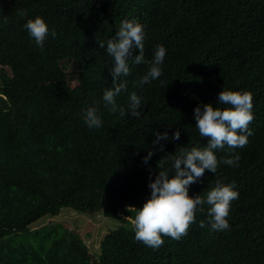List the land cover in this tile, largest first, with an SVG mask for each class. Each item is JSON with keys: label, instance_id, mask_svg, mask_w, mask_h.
I'll list each match as a JSON object with an SVG mask.
<instances>
[{"label": "trees", "instance_id": "obj_1", "mask_svg": "<svg viewBox=\"0 0 264 264\" xmlns=\"http://www.w3.org/2000/svg\"><path fill=\"white\" fill-rule=\"evenodd\" d=\"M35 15L55 30L42 48L22 27ZM133 17L144 25L145 59L165 47L162 71L137 87L147 65L129 62L116 97L124 111L109 112L101 95L111 85V57L99 41ZM223 87L250 91L251 134L242 147L214 149L216 172L205 169L188 194L203 195L218 178L232 182L229 228L209 230L201 211L179 239L146 246L133 239V207L182 146L207 142L193 108L216 106ZM133 91L143 97L138 117L127 111ZM93 102L99 128L80 116ZM154 130L169 139L153 144ZM148 149L155 151L145 164ZM233 152L236 166L220 162ZM62 208L126 226L102 237L97 256L60 223L29 228ZM0 264H264V0H0Z\"/></svg>", "mask_w": 264, "mask_h": 264}, {"label": "clouds", "instance_id": "obj_2", "mask_svg": "<svg viewBox=\"0 0 264 264\" xmlns=\"http://www.w3.org/2000/svg\"><path fill=\"white\" fill-rule=\"evenodd\" d=\"M19 14L24 15L23 10H20ZM2 20L7 23L6 16ZM22 27L41 48L49 35L55 36V30L49 29L46 21L39 15L28 18ZM144 37V25L133 17L121 20L114 35L106 41H99L100 46L105 48L111 57V67L108 69L112 77L111 85L105 87L101 95V100L109 112H116L119 108L116 97L126 87L127 81L122 77L129 75V62L147 65L137 81V87L157 79L161 74L165 47L157 44L152 51L151 59H145ZM142 100V95H137L134 91L129 94L127 105L129 116L138 117L141 114ZM251 108L250 91L224 87L217 93L216 106H213L212 102L198 103L194 106L192 115L195 128L199 136L207 137V142L201 146H182L180 153L172 158L171 169L159 167L155 177L148 181L149 198L141 207H133L134 216L131 219L133 239L152 248H157L163 242V236L179 239L193 222L194 213L201 211L206 212L209 230L229 228L227 217L230 205L238 197V191L233 183L218 178L203 195H189L188 186L196 181L205 169L216 172L218 160L214 149L227 146L229 150H234L247 143V137L251 134L248 125L253 118ZM119 110L121 113L124 111L123 108ZM80 116L88 128H99L102 124L95 102L83 107ZM179 135V129H176L171 133V139L176 140ZM161 139L168 140V132L154 130L152 143L158 144ZM159 148L163 151L164 145L159 144ZM154 151L155 149H148L147 154L142 157L143 163L147 164ZM239 159V153L233 152L231 156L222 157L220 162L236 166ZM149 175L151 176V172ZM199 223L201 227L205 226L204 220Z\"/></svg>", "mask_w": 264, "mask_h": 264}, {"label": "rangeland", "instance_id": "obj_3", "mask_svg": "<svg viewBox=\"0 0 264 264\" xmlns=\"http://www.w3.org/2000/svg\"><path fill=\"white\" fill-rule=\"evenodd\" d=\"M60 223V226L75 232L88 248L89 252L97 256L99 243L102 237L118 226H126L125 223L116 219L104 217L101 213L90 214L82 211H75L70 208H62L56 217H43L29 226L30 229H38L44 225ZM28 240L27 239H23Z\"/></svg>", "mask_w": 264, "mask_h": 264}]
</instances>
